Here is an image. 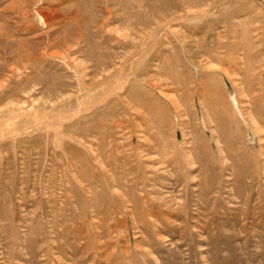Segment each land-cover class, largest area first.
Here are the masks:
<instances>
[{
  "label": "rangeland",
  "instance_id": "rangeland-1",
  "mask_svg": "<svg viewBox=\"0 0 264 264\" xmlns=\"http://www.w3.org/2000/svg\"><path fill=\"white\" fill-rule=\"evenodd\" d=\"M255 70L264 0H0V264H264Z\"/></svg>",
  "mask_w": 264,
  "mask_h": 264
},
{
  "label": "bare ground",
  "instance_id": "bare-ground-1",
  "mask_svg": "<svg viewBox=\"0 0 264 264\" xmlns=\"http://www.w3.org/2000/svg\"><path fill=\"white\" fill-rule=\"evenodd\" d=\"M256 71V79L255 80H258V83L260 86H262V79H263V75H264V70H255ZM227 72V71H226ZM233 105H235L236 107L238 106V103L236 101V99L234 98L233 99Z\"/></svg>",
  "mask_w": 264,
  "mask_h": 264
}]
</instances>
